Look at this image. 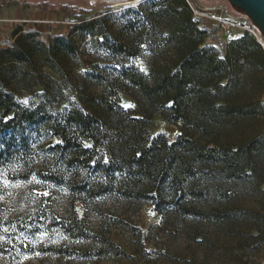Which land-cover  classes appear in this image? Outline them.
Instances as JSON below:
<instances>
[{"label": "trees", "instance_id": "trees-1", "mask_svg": "<svg viewBox=\"0 0 264 264\" xmlns=\"http://www.w3.org/2000/svg\"><path fill=\"white\" fill-rule=\"evenodd\" d=\"M6 1L41 7L31 0ZM145 7L136 23L115 36L101 17L87 18L90 10L62 9L75 11L76 30L100 38L113 57L148 52L147 74L136 67H122L113 78L84 71L75 84L80 49L71 35L57 33L45 40L36 28L17 26L11 46L0 48V135L44 123L72 159L102 175L104 168L105 178L119 172L117 191L126 198L152 195L160 213L173 206L180 214H202L207 208L219 219L229 217L236 208L227 191L242 183L263 195L259 208L240 212L246 232L261 236L264 45L242 32L231 40L232 52L223 55L207 43L210 32L195 19L188 0H154ZM74 84L77 99L61 111L50 110ZM120 91L135 92V110L120 106ZM23 93L41 102L24 106L18 100ZM157 114L179 126L175 142L162 134L151 137L148 128Z\"/></svg>", "mask_w": 264, "mask_h": 264}, {"label": "rangeland", "instance_id": "rangeland-1", "mask_svg": "<svg viewBox=\"0 0 264 264\" xmlns=\"http://www.w3.org/2000/svg\"><path fill=\"white\" fill-rule=\"evenodd\" d=\"M31 1L40 2V10L51 14L50 21L32 24L43 39L62 33L71 35L79 47L75 84L84 71L104 78L115 77L122 67L148 73V52L134 58L113 57L101 46L100 38L76 30L75 11L62 7L90 10L87 18L101 17L115 36L126 24L136 23L147 10L143 8L146 3L154 0ZM194 2L206 14L218 7L231 16L238 13L227 0ZM214 26L210 34L217 31ZM241 34L234 32L232 39ZM45 71L59 80L50 70ZM75 84L65 89L60 105L48 108L61 111L69 101H75ZM133 94L118 93V102L125 110L136 109ZM18 100L24 106L41 102L29 93ZM148 131L152 138L166 136L169 143L180 134L179 126L166 123L161 114L152 119ZM61 145L41 122L0 135V264H264V233L259 237L247 233L240 213L245 207L259 208L262 194L242 183L228 189V200L236 212L221 219L207 208L202 214H180L171 206L163 207L165 212L160 213L156 207L159 201L152 195L126 198L119 193V172L105 178L108 172L104 168L102 175L99 170L83 167L81 159H72ZM98 160L96 155L94 164ZM104 182L109 184L107 189L101 186Z\"/></svg>", "mask_w": 264, "mask_h": 264}, {"label": "built area", "instance_id": "built-area-1", "mask_svg": "<svg viewBox=\"0 0 264 264\" xmlns=\"http://www.w3.org/2000/svg\"><path fill=\"white\" fill-rule=\"evenodd\" d=\"M188 2L194 13L195 19L199 21L201 25L205 19H209L216 23L217 31L213 34H209L207 43L217 47L221 54L225 55L232 52L230 42L232 40V35L236 31L249 32L264 45V36L260 28L245 13L238 11L237 16L225 14L222 17H215L211 14H206L204 10L196 5L194 0H188Z\"/></svg>", "mask_w": 264, "mask_h": 264}, {"label": "crops", "instance_id": "crops-1", "mask_svg": "<svg viewBox=\"0 0 264 264\" xmlns=\"http://www.w3.org/2000/svg\"><path fill=\"white\" fill-rule=\"evenodd\" d=\"M50 13L40 10L38 7L24 6L13 2H7L6 0H0V48H5L7 42L12 40V33L14 29L23 25L25 28L32 26V24H41L50 17ZM211 15L215 17H222L225 15L222 8L211 10ZM201 26H204L210 32L214 29L216 23L209 20H204ZM240 36V35H239Z\"/></svg>", "mask_w": 264, "mask_h": 264}, {"label": "water", "instance_id": "water-1", "mask_svg": "<svg viewBox=\"0 0 264 264\" xmlns=\"http://www.w3.org/2000/svg\"><path fill=\"white\" fill-rule=\"evenodd\" d=\"M245 13L260 28L264 36V0H227Z\"/></svg>", "mask_w": 264, "mask_h": 264}, {"label": "bare ground", "instance_id": "bare-ground-1", "mask_svg": "<svg viewBox=\"0 0 264 264\" xmlns=\"http://www.w3.org/2000/svg\"><path fill=\"white\" fill-rule=\"evenodd\" d=\"M93 2H97V1H106V2H109V3H120V2H123V1H127V0H92ZM120 6V5H119Z\"/></svg>", "mask_w": 264, "mask_h": 264}, {"label": "snow or ice", "instance_id": "snow-or-ice-1", "mask_svg": "<svg viewBox=\"0 0 264 264\" xmlns=\"http://www.w3.org/2000/svg\"><path fill=\"white\" fill-rule=\"evenodd\" d=\"M25 103H27V101H25Z\"/></svg>", "mask_w": 264, "mask_h": 264}]
</instances>
